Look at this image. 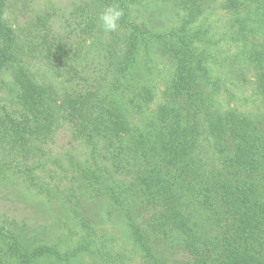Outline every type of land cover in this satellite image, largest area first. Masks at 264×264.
I'll list each match as a JSON object with an SVG mask.
<instances>
[{
  "label": "rangeland",
  "instance_id": "1",
  "mask_svg": "<svg viewBox=\"0 0 264 264\" xmlns=\"http://www.w3.org/2000/svg\"><path fill=\"white\" fill-rule=\"evenodd\" d=\"M112 3L123 18L116 31L106 32L96 0L4 2L3 21L13 31L15 46L14 61L0 72V228L13 234L23 250L52 246L62 258L58 262L47 255L39 264H183L185 238L180 232L170 231L164 240L149 237V255L132 236V229L145 230L148 223L139 196L145 181L141 148L155 150L161 107L179 110L189 161L198 172L182 187L173 184L177 203L193 238L203 248L211 247L215 230L206 196L223 167L200 142V107L167 96L176 63L167 49L169 41L149 39L153 34L184 25L195 39L192 44L207 52L210 77L218 84V105L264 122V105L253 84L256 54H264V0ZM121 20L136 24L144 34H132ZM132 36V62L122 71ZM235 57L237 64L231 65ZM22 73L32 96L43 104L49 132L37 138L26 134L19 147L12 142L16 136L8 137L1 125L8 118L17 122L32 115L20 98ZM96 116L109 119L131 154L118 159L100 138L97 144L86 143L80 124L84 117ZM256 185L264 200V171ZM212 200L221 213L219 198ZM87 242H103L107 251L122 255L121 262H97L85 253L64 260ZM0 262L16 264L1 239Z\"/></svg>",
  "mask_w": 264,
  "mask_h": 264
},
{
  "label": "trees",
  "instance_id": "2",
  "mask_svg": "<svg viewBox=\"0 0 264 264\" xmlns=\"http://www.w3.org/2000/svg\"><path fill=\"white\" fill-rule=\"evenodd\" d=\"M4 2L5 0H0V72L14 61L15 46L13 31L3 21ZM96 3L100 13L108 6L115 5L112 0H96ZM120 23L124 28L131 27L132 34H144L136 24L126 20H121ZM149 39L169 41L167 49L176 66L166 94L173 101L181 100L188 106L194 104L196 110L200 107L201 116L197 114L201 119L200 142L223 168L217 174L209 196H206L207 206L211 208L213 215L215 237L211 240L210 248H203L193 238L188 219L177 203L173 188L174 183L176 187H182L189 178L198 176L197 170L189 161V145L182 117L176 108H159L157 120L161 131L154 145L155 150L153 148L151 153L141 148L145 181L141 184L139 196L143 211L148 215V223L145 230L141 231L137 227L132 229L135 244L149 255L152 246L149 244V237L164 240L168 232L178 231L185 238L183 264H264V200L260 198L256 185L258 175L264 171V122L260 124L218 105V84L210 77L212 68L205 58L207 52L198 51L196 45L192 44L195 39L184 25L163 35L153 34ZM135 43L132 36L120 67L122 71L132 62ZM261 57H264L263 53L256 54L257 79L253 84L264 105V61ZM233 59L231 65H236L237 57ZM20 76V98L23 106L32 110V115L24 116L17 122L8 118L6 122H2L5 125H1L8 137L16 136V140L12 137V142L19 147L25 143L26 134L37 138L49 132L46 125L48 118L41 110L42 102L37 101L30 93V81L23 73ZM108 121L109 119L105 121L100 116L84 117L79 128L80 134L86 143L97 144L95 139L100 138L104 149L114 150V156L118 159L126 157L131 154V150L122 143ZM31 183L38 186L33 177ZM213 196L219 198L221 213L214 210ZM0 239L16 264H39L38 260L47 255L54 256L58 262L62 260L52 246L42 245L33 251L23 250L14 235L1 228ZM84 253L92 260L103 263L121 262L122 259L120 253L107 251L103 242L95 246L87 242L75 248L69 255L70 258L65 255L64 260L68 262Z\"/></svg>",
  "mask_w": 264,
  "mask_h": 264
},
{
  "label": "clouds",
  "instance_id": "3",
  "mask_svg": "<svg viewBox=\"0 0 264 264\" xmlns=\"http://www.w3.org/2000/svg\"><path fill=\"white\" fill-rule=\"evenodd\" d=\"M122 15V10L117 5L108 6L99 16L103 30L106 32L116 31L118 27V21Z\"/></svg>",
  "mask_w": 264,
  "mask_h": 264
}]
</instances>
